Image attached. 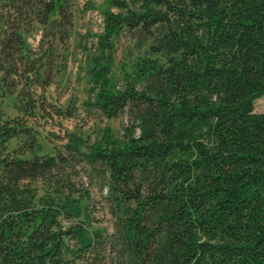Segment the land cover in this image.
Listing matches in <instances>:
<instances>
[{"label":"trees","instance_id":"1","mask_svg":"<svg viewBox=\"0 0 264 264\" xmlns=\"http://www.w3.org/2000/svg\"><path fill=\"white\" fill-rule=\"evenodd\" d=\"M109 3L117 11L101 12L99 52L123 29L149 53L118 90L97 56L89 70L90 105L105 117L125 112L138 127L119 139L104 128L80 153L104 177L121 264H264V112L253 110L264 95V0ZM70 8L0 0V264L101 262L107 236L80 220L60 224L79 216V203L31 186L65 163L59 152L37 153L30 122L51 83L54 41L66 44ZM34 23L41 35L30 48L22 33ZM8 95L14 116L2 109Z\"/></svg>","mask_w":264,"mask_h":264},{"label":"rangeland","instance_id":"2","mask_svg":"<svg viewBox=\"0 0 264 264\" xmlns=\"http://www.w3.org/2000/svg\"><path fill=\"white\" fill-rule=\"evenodd\" d=\"M121 1L128 8L137 9L142 0ZM70 5L71 24L67 29L66 44L61 46L58 41H54L57 57L51 71V83L43 92L41 110L36 119L29 121L37 131L40 146L37 153L59 152L65 158V163L50 179L43 183L35 180L31 186L36 196L49 193L60 201L67 198L79 203V216L61 218V226L80 220L88 229L101 231L107 240L99 251V264H121L123 254L118 244L114 216L104 191V177L80 153L88 151L98 141L104 128L111 139H119L124 127L133 125L134 134L138 132V127L137 121L125 112L105 117L90 105L95 90L90 88L92 81L89 70L95 62L93 57L97 56L100 64L106 63L108 66L105 74L107 87L112 91L118 90L123 82L132 77L135 61L142 56H149V53L144 40L132 37L123 29L107 37V44L100 53L99 41L103 40L104 35L101 12L106 8L116 12L117 7L110 4L109 0H70ZM40 35L36 23L28 33H22L30 48H36ZM143 82L138 86L144 85ZM13 101V95L6 96L2 101V109L8 116L17 113L12 106ZM253 110L264 112V95L253 100ZM73 141L74 149L69 147ZM72 243L73 240L68 242Z\"/></svg>","mask_w":264,"mask_h":264}]
</instances>
